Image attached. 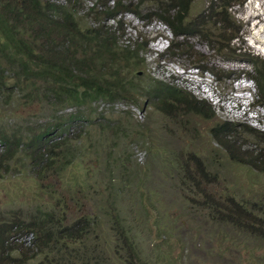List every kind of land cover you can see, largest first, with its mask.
Wrapping results in <instances>:
<instances>
[{"label":"rangeland","instance_id":"1","mask_svg":"<svg viewBox=\"0 0 264 264\" xmlns=\"http://www.w3.org/2000/svg\"><path fill=\"white\" fill-rule=\"evenodd\" d=\"M92 1L86 0L85 5ZM209 2L194 0L188 17L205 13ZM150 5L141 4V13L145 15ZM229 13L238 37L229 44L223 42L227 47L221 50L235 49L231 56L192 36L185 39L183 53L170 54L166 47L174 38L164 23L152 14L148 19L122 13L123 35L118 41L144 43L140 55L143 65L123 69L125 78L139 85H145L147 77L172 81L179 90L204 98L215 116L206 119L178 109L170 116L141 98L138 104L128 100L109 105L101 100L94 102L95 113H84L89 120L84 117L81 122H73L64 134L79 154L62 172L65 178L74 173L78 180V175L85 173L97 190L90 188L91 199L73 194L77 202L66 193L61 202L63 209L59 203L54 205L52 214L63 216L64 225H70L82 213L100 218L102 206L95 205L105 196L104 220L106 210L115 209L110 206L113 199L128 224L132 219L131 226L138 228L144 246L181 254L182 264H264V171L233 161L213 136L214 127L229 123L233 132L225 140L239 155L256 153L263 147L264 98L254 81L234 71L254 73L255 67L242 60L247 56H255L258 66L264 65V0L233 2ZM89 24L84 21V26ZM208 33L214 39V30ZM206 66L223 77L217 78ZM25 101L13 100L10 107L0 103V121L9 132L15 133V126L20 124L25 135L55 114L74 111ZM52 136L60 141L58 133ZM3 168L0 210H44L53 203L49 198L53 190H61L59 182L63 179L57 175L62 172H46L39 178L22 158L5 160ZM185 176H194L196 187L184 182ZM102 230L109 239L106 229ZM31 239L32 234L27 232L18 241L30 246ZM29 264L42 262L33 255Z\"/></svg>","mask_w":264,"mask_h":264},{"label":"trees","instance_id":"2","mask_svg":"<svg viewBox=\"0 0 264 264\" xmlns=\"http://www.w3.org/2000/svg\"><path fill=\"white\" fill-rule=\"evenodd\" d=\"M193 1L95 0L85 5L86 0H0V103L10 107L13 100L18 103L26 100V104L43 102L46 106H58L59 110L74 108L37 123L25 135L20 124L15 126L14 133L0 121V174L5 173V160L17 158H22L39 178L46 172L56 175L70 168L79 153L67 143L64 134L67 135L73 122H81L84 117L88 121L87 116L95 113L92 105L98 100L107 105L116 100L138 104L137 99L141 98L170 116L178 109L206 119L214 117L212 106L204 98L179 90L172 81L147 77L146 84L139 85L128 81L123 74V69L137 68L144 63L140 56L144 43L134 44L130 39L118 41L123 35L120 16L124 12L148 19L152 14L164 23L174 38L167 48L170 54L183 53L185 39L191 36L203 39L210 47L216 46L227 56L235 52V49H221L227 47L223 42L229 44L238 37L229 7L242 0H210L205 13L188 17ZM146 3L151 5L144 15L141 4ZM111 20L113 24H105ZM84 21L90 22L89 26H84ZM211 29L215 32L214 39L208 33ZM242 60L255 67L254 73L234 72L252 79L264 98V65L258 66L255 56ZM261 62L264 64L262 59ZM205 68L217 78L223 77L211 67ZM232 132L229 123L213 128L217 143L233 161L264 171V143L256 153L246 151L241 156L225 140ZM54 133H58L56 137L60 141L55 140ZM72 174L68 178L63 172L57 175L63 179L59 182L61 190H53L49 196L53 203L44 210L42 207L31 213L0 210V264H29L33 255L42 264H182L181 254L144 246L138 237V228L131 226L132 219L128 224L113 199L110 206L117 210H106L104 220L108 198L105 196L95 205L102 206L100 218L82 213L70 225H64L63 216L56 218L52 214L54 205L59 203L63 209L61 202L66 193L77 202L73 194L91 199L90 188L97 190L94 181H87L85 173L78 175L79 180ZM185 179L184 182L196 187L194 176H185ZM102 228L106 229L109 239L104 237ZM27 232L32 234L31 247L18 241Z\"/></svg>","mask_w":264,"mask_h":264},{"label":"clouds","instance_id":"3","mask_svg":"<svg viewBox=\"0 0 264 264\" xmlns=\"http://www.w3.org/2000/svg\"><path fill=\"white\" fill-rule=\"evenodd\" d=\"M173 36V35H172ZM169 44H170V40H169V42H168V45H167V47L166 48H168V46H169ZM244 77V76H243ZM245 78H247V79H249L248 77H245ZM250 81L252 80V79H249ZM253 81V80H252ZM253 102H256L255 100H253Z\"/></svg>","mask_w":264,"mask_h":264}]
</instances>
